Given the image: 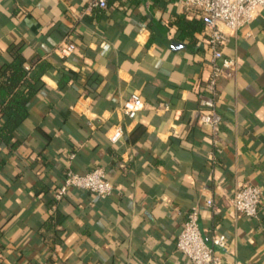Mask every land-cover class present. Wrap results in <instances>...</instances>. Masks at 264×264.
Instances as JSON below:
<instances>
[{
  "label": "crops",
  "instance_id": "crops-1",
  "mask_svg": "<svg viewBox=\"0 0 264 264\" xmlns=\"http://www.w3.org/2000/svg\"><path fill=\"white\" fill-rule=\"evenodd\" d=\"M202 30L176 0H0V66L11 43L26 67L50 64L18 146L0 143V264H193L176 248L192 206L206 243L225 234L214 245L222 264H264V11L222 46L236 70L218 79L216 142L198 122L210 57ZM133 91L143 107L129 118L121 105ZM68 166L103 167L112 194L70 187L55 199ZM244 182L262 188L256 217L229 203ZM57 211L56 232L44 229Z\"/></svg>",
  "mask_w": 264,
  "mask_h": 264
},
{
  "label": "built area",
  "instance_id": "built-area-1",
  "mask_svg": "<svg viewBox=\"0 0 264 264\" xmlns=\"http://www.w3.org/2000/svg\"><path fill=\"white\" fill-rule=\"evenodd\" d=\"M92 6H106V0H89ZM183 9L192 11L202 18V34L210 57L209 75L203 85V94L198 100V122L207 129L210 139L216 142L222 128V115L217 106L218 79L230 77L236 70V60L225 55L222 46L229 35L249 24L259 10L264 11V0H176ZM61 50L67 54L73 51L75 44L64 41ZM143 107V99L137 91L131 92L122 102V113L134 118ZM119 124L113 126L109 139L116 142L122 135ZM70 152L69 157L73 158ZM85 189L96 196L106 197L112 194L113 184L103 167L96 166L84 172L68 166L61 181L52 189L55 199H61L68 188ZM262 188L253 183L238 184L229 198L233 210L246 217H256L262 201ZM212 205V200L207 199ZM226 236L217 233L211 236V244L206 243L197 225V208L192 206L184 215L181 228L176 237V248L193 264H222L214 245L225 246Z\"/></svg>",
  "mask_w": 264,
  "mask_h": 264
},
{
  "label": "trees",
  "instance_id": "trees-1",
  "mask_svg": "<svg viewBox=\"0 0 264 264\" xmlns=\"http://www.w3.org/2000/svg\"><path fill=\"white\" fill-rule=\"evenodd\" d=\"M19 48L17 43H11L8 46L11 58L0 66V143L12 149L20 142L15 133L28 114L29 103L37 90L40 76L50 65L49 62L40 60L26 67ZM68 78L69 74L60 71L58 86H64ZM201 93L203 94V90ZM63 220L64 215L57 211L49 216L43 227L56 232V224Z\"/></svg>",
  "mask_w": 264,
  "mask_h": 264
}]
</instances>
